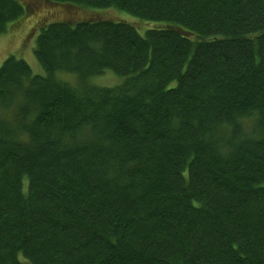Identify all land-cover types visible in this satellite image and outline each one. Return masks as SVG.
Segmentation results:
<instances>
[{
	"label": "trees",
	"instance_id": "trees-1",
	"mask_svg": "<svg viewBox=\"0 0 264 264\" xmlns=\"http://www.w3.org/2000/svg\"><path fill=\"white\" fill-rule=\"evenodd\" d=\"M44 2L153 25L42 21L45 74L0 67V264H264V0Z\"/></svg>",
	"mask_w": 264,
	"mask_h": 264
},
{
	"label": "rangeland",
	"instance_id": "rangeland-1",
	"mask_svg": "<svg viewBox=\"0 0 264 264\" xmlns=\"http://www.w3.org/2000/svg\"><path fill=\"white\" fill-rule=\"evenodd\" d=\"M29 7H33L26 17L13 24L7 32L0 35V67L9 56H16L28 62L34 74L44 75L45 70L35 56V45L38 36L39 24L42 21L51 19H73L90 18L101 16L104 19L115 21H126L135 24L141 33L145 32L148 22L142 21L133 14L114 8H94L74 10L62 6H50L44 0H23ZM72 74H64V78L72 79ZM101 86H114L122 82V78L117 74L107 71L99 75L94 81Z\"/></svg>",
	"mask_w": 264,
	"mask_h": 264
}]
</instances>
